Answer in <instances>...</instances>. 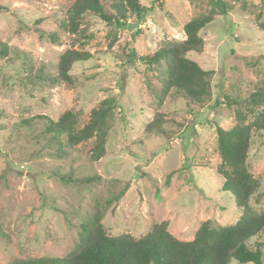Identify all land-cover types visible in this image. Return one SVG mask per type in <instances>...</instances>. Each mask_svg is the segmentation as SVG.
<instances>
[{
  "label": "rangeland",
  "instance_id": "rangeland-1",
  "mask_svg": "<svg viewBox=\"0 0 264 264\" xmlns=\"http://www.w3.org/2000/svg\"><path fill=\"white\" fill-rule=\"evenodd\" d=\"M74 1L0 0L8 7L0 13V39L30 51L36 63H56L70 47L93 54L74 65L72 84L54 86L24 83L27 71L0 58V264L66 255L77 242L78 225L100 205L106 208L103 222L114 235L139 236L166 221L176 237L189 240L208 219L221 225L235 223L242 212L234 196L222 189L215 125L229 128L236 122L224 94L246 97L264 77V59L257 66L247 63L264 55V0H226L228 14H216L201 31L205 49L189 56L214 72L211 95L204 107L193 111L181 99L166 96L160 101L154 74L149 73L147 83L146 66L120 59L116 52L126 40L150 53L167 39H183L185 23L209 12L211 0H142L149 8L145 19L133 16L124 27L87 14L83 25L93 36L82 43L62 31L61 43L41 37L35 21L43 18L47 28L59 30L58 15L63 16ZM108 97H114L118 106L107 153L97 161L91 160L93 140L79 144L72 157L58 158L37 136L40 127L17 125L36 114L57 119L72 108L83 125ZM156 118L160 125L148 130L147 124ZM249 162L262 182L261 200L257 203L253 197L251 204L263 210L264 131L252 138ZM59 168L75 171L74 177L98 174L102 181L80 193L76 185L57 176ZM114 179L116 193L128 186L119 200L107 205Z\"/></svg>",
  "mask_w": 264,
  "mask_h": 264
},
{
  "label": "trees",
  "instance_id": "trees-1",
  "mask_svg": "<svg viewBox=\"0 0 264 264\" xmlns=\"http://www.w3.org/2000/svg\"><path fill=\"white\" fill-rule=\"evenodd\" d=\"M211 3L213 7L209 12L195 15L185 23L183 39H167L150 53H142L131 40H126L116 52L120 59L144 64L148 69V74L145 72L147 83L151 79L149 73L154 74L160 84V101L166 96L181 99L188 111H193L196 106L204 107V102L211 95L214 71L203 68L189 56L190 53L204 51L206 42L201 31L215 20L216 14H228L231 10L226 0H211ZM148 9L142 0H75L63 16L58 15L59 30L47 28L43 18L35 21V30L52 43L63 42L61 31L74 35V39L82 43L93 36L83 25L87 14H95L117 28L126 26L133 16L145 19ZM5 10L8 7L0 5V13ZM92 57L89 50L70 47L56 63H36L30 51L0 39V58L11 66L19 64L22 70L27 71L22 76L26 79L24 83L33 85L72 84L74 65ZM261 59L264 55L247 63L257 66ZM224 103L234 111L236 122L229 128L216 124L215 131L222 158L219 168L224 176L222 189L234 196L242 212L235 223L221 225L208 219L200 224L189 240L176 237L166 221L155 223L139 236L129 232L114 235L103 222L106 208L100 205L94 214L78 225L77 242L66 255L18 258L9 264H263L264 209L257 210L251 204L253 197L257 203L261 200L262 182L252 173L249 152L254 134L264 131V77L255 83L253 92L246 97L224 94ZM117 106L114 97L103 99L83 125H80V115L75 108L65 110L57 119L36 114L24 118L17 125L20 128L40 127L37 136L47 151L58 158L72 157L79 144L93 140L91 160L97 161L107 153ZM159 123L161 120L156 118L147 124V129L153 130ZM74 172H62L59 168L56 174L64 183L76 185L80 193L93 190L102 181L98 174L74 177ZM115 181L110 183L112 189ZM127 186L120 187V193L113 189L107 205L114 199L119 200Z\"/></svg>",
  "mask_w": 264,
  "mask_h": 264
}]
</instances>
